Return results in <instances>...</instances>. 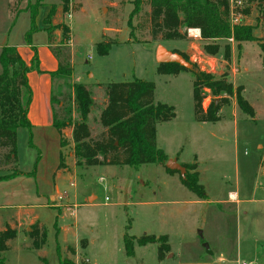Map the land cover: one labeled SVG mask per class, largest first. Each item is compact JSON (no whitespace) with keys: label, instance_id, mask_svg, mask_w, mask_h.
Here are the masks:
<instances>
[{"label":"rangeland","instance_id":"rangeland-1","mask_svg":"<svg viewBox=\"0 0 264 264\" xmlns=\"http://www.w3.org/2000/svg\"><path fill=\"white\" fill-rule=\"evenodd\" d=\"M115 1L117 4L111 5ZM133 1L75 0L73 11H60L56 25L49 29L61 27L58 44L62 45L57 47L74 63V74L53 80L57 99L53 108L60 118L69 113L73 121L80 120L71 87L73 77L82 83H98L89 85L95 104L88 118L91 136L98 139L107 130L100 116L108 103L99 84L135 78L154 82V102L174 106L177 115L171 122L156 124V144L181 164L198 163L208 197L199 198L182 184L180 173L170 174L163 165H77L73 127L64 129L63 148L54 127H20L17 169L21 173L0 180V229L7 221H13L12 227L16 221L18 224L16 237L3 253L6 264H264V51L257 41L242 42L239 48L235 41H217L221 46L218 60L223 65L213 73H228L234 86H244L243 94L256 115H246L231 97L222 106L218 122H199L194 110L193 73L158 72V47L172 50L173 45L183 43L190 47V38H153L148 0H143L130 24ZM26 3L0 0V54L4 45L27 44L31 15L18 13ZM263 4L264 0H244L238 9L242 14L238 22L255 26L261 42ZM48 18L44 16L43 21L53 22ZM64 21L73 27L74 62L68 45L70 30ZM107 26L115 29L110 37L118 43L101 56L96 44L103 40ZM45 37L49 39L48 32L36 36L37 51ZM228 42L233 46L229 63L223 56ZM205 43L199 39L194 45L204 51ZM188 56L203 71L191 53ZM211 66L216 69V64ZM208 96L211 102L213 96L210 92ZM61 150L68 170L58 169ZM5 152L0 148V175H9L15 168L1 163ZM126 233L135 242L133 256L126 253ZM146 234L168 235L170 251L164 259L159 258V243H137Z\"/></svg>","mask_w":264,"mask_h":264},{"label":"trees","instance_id":"trees-1","mask_svg":"<svg viewBox=\"0 0 264 264\" xmlns=\"http://www.w3.org/2000/svg\"><path fill=\"white\" fill-rule=\"evenodd\" d=\"M64 9H68L69 0H62ZM151 5V34L157 39L160 35L164 40H182L187 36L188 28H200L201 39L206 43L204 51L207 54L217 56L221 53V46L218 40L233 38L237 47L242 42L257 41L264 51V42H261L254 31L253 25L235 24L230 21L229 5L230 0H148ZM43 0H36L29 5L31 12V28L27 32L26 41L31 46L34 55L30 63H27L20 54L17 47L12 45L3 46L0 54V148L5 149L1 163L13 165V172L9 175H0V180L8 179L21 173L17 169V133L20 127L32 128L29 119V109L33 98V92L29 84L28 74L40 70L38 51L32 44V36L38 31L36 17L39 6ZM134 9L131 12L129 23L132 17L139 13L143 0H134ZM264 16V4H263ZM55 10L48 14L52 19ZM49 23V22H47ZM184 30V31H182ZM50 37L51 29H48ZM133 35V32H132ZM118 42L106 35L103 40L96 44L99 55H108L112 45ZM58 58L59 64L55 71L51 72L52 79L56 77L69 78L72 76L74 66L69 56H63V48L59 46L52 49ZM231 43L228 42L224 48V59L231 61ZM188 61V54L179 50ZM191 62V61H190ZM190 70L194 75V110L195 118L199 122L216 123L221 118V108L228 104L231 97L236 98L238 107L249 117L254 118L256 111L250 102L245 98L244 86H234L229 80L228 73L217 76L214 73L201 71L196 64L192 69H187L178 63H159L160 74H178L181 71ZM104 87L108 97V103L101 112L100 121L107 130L102 137L94 139L88 124L89 113L95 104L92 91L84 83L73 82L71 87L74 93L76 109L80 114V120L73 121L69 113L60 118L53 108L54 126L61 137V148L66 142L63 139L64 129L73 127V142L75 143L74 155L77 158V165H99L119 164L138 167L141 164L163 165L170 174L179 173L168 169L166 163L169 160L166 152L156 144V124L172 120L176 116L175 108L166 103H155V84L152 81L135 78L124 82H112L99 84ZM210 92L212 101L205 109L203 101ZM216 97H220L216 102ZM57 102L52 92V107ZM186 167L185 177L181 182L190 191L201 199H207L208 195L205 186L200 182L198 163H182ZM66 157L63 150L60 152V163L58 169H66ZM131 226L128 225L127 229ZM17 229L7 225L0 231V264H6L3 253L9 249V241L15 238ZM42 238L46 239V230L42 232ZM126 253L128 256L135 254L134 240L126 233L124 237ZM37 243L36 247H41ZM139 245L148 243H159V258L164 259L166 252L170 251L168 235H143L137 239ZM67 263V262H66ZM67 264H72L68 262ZM74 264V263H73ZM81 264H89L82 262Z\"/></svg>","mask_w":264,"mask_h":264},{"label":"crops","instance_id":"crops-1","mask_svg":"<svg viewBox=\"0 0 264 264\" xmlns=\"http://www.w3.org/2000/svg\"><path fill=\"white\" fill-rule=\"evenodd\" d=\"M26 1L28 3H26L25 6L22 5V8H20L18 13L21 11H25V13H30V15H31V12L29 10V5L32 3H35L36 0H24V2H26ZM55 2L56 3H47L46 4V1L43 0L42 4L39 6L38 15L36 17V25L38 27V31L35 32L32 36V44L35 47H36V45L34 44V42H35L36 36L39 33H47L48 32V37H49V39L45 37V39L43 41H41V43L37 44L38 49H39L38 50V56H39L41 72L32 71L28 74L29 84H30V87H31L32 92H33V98H32V102L30 104V109H29L28 115H29V119L32 123V127L34 129L36 127H40L43 129L52 128V127L55 128L54 121H53V107H52V103H51V96H52V92H53V79L51 76V72L57 70L59 61H58V58L54 55L52 49H53V47H55L57 45H60V44L62 45V42L60 44H58V42L61 41L60 40V34H61L62 29H61V27H57L56 29H54V31H52L51 37H50L48 29L51 26L56 25L57 21L55 18L59 17L60 11L64 9V6H63L64 3L62 0H56ZM74 2H75V0H69V5H68L69 7L68 8H70L71 11H73ZM99 2L102 3V0H99ZM116 4H117L116 1L114 2V4L111 3V5H116ZM105 7L106 6L102 7V9H104ZM52 9L55 10L54 16L52 17L53 22H51V23L44 22L43 17L50 14ZM79 9L83 10L84 5L83 4L80 5ZM39 19L41 20V23L37 22ZM31 22H32V18H31ZM64 24L66 26H68L69 30H70V32H68V34L70 35V38L68 39V43H69L68 45L71 46L72 61L74 62V51H75L74 50V47H75L74 43L75 42H74V36H73V27L70 26L66 21H64ZM103 32H104V35L110 37L111 34H113L115 32V29L111 28L110 26H107V28H103ZM189 42H191V45L193 46V49H195V50H192V48H190V47H192L191 45H190V47H188L184 43L181 45H176V44L173 45L172 50H179V51L184 52L186 54L191 53V59L192 60H193V57L196 55L197 52L200 54H203L205 57H207V60L210 64H216L215 70H217L219 67H221L223 65V64H221L222 61L219 62L220 59L218 60V55L213 56V55L207 54L205 51L197 48L194 45L196 40H192L190 38ZM64 45H67V44H64ZM12 46H15L18 48L20 54L22 55V57L24 58V60L27 63L31 62V59L34 55V52H33L30 45L22 44V45H12ZM2 48H1V50H2ZM232 50H233V46H232ZM181 72H179L178 74H180ZM73 74H74V72H73ZM174 75H177V74H174ZM73 78H74V82L82 83V82H79L75 78V75ZM84 84H86L89 88V85L94 86L98 83L95 84L93 82H88V83H84ZM92 94H93V91H92ZM107 102H108V99H107ZM176 118H177V115L174 117V119H176ZM174 119H172V120H174ZM172 120L166 121V122H171ZM157 135H158V129L156 127V137H157ZM167 155L169 158H172V159L174 158V157H171L169 154H167ZM176 159L179 161L178 158H176ZM68 169L69 168H66V170H68ZM56 191L59 192L58 187L56 188ZM12 222L13 221H11V222L7 221L6 226L10 225L12 227V225H11ZM15 225H16V227H13V228L17 229V225H18L17 221L15 222L14 226ZM4 229H5V227L0 229V231H2Z\"/></svg>","mask_w":264,"mask_h":264},{"label":"built area","instance_id":"built-area-1","mask_svg":"<svg viewBox=\"0 0 264 264\" xmlns=\"http://www.w3.org/2000/svg\"><path fill=\"white\" fill-rule=\"evenodd\" d=\"M243 3H244V0H230V5H229L230 15L229 16H230V21L232 25L240 24L238 21H239V17H241L242 14L238 11V9L243 7ZM187 35L192 40H196V41L202 38L200 28H188ZM229 41L233 42L234 40L233 38H230ZM193 61H195L198 65H200L203 71L211 72V73L215 71V68L211 66V64L207 60V57H205L203 54H196L193 57ZM206 66H209V68H207ZM210 100H211L210 96L207 95L203 101V107L205 109L210 104ZM241 264H253V263L242 262Z\"/></svg>","mask_w":264,"mask_h":264},{"label":"water","instance_id":"water-1","mask_svg":"<svg viewBox=\"0 0 264 264\" xmlns=\"http://www.w3.org/2000/svg\"><path fill=\"white\" fill-rule=\"evenodd\" d=\"M157 61L158 63H178L181 66L192 69L193 63L188 61L180 52L169 50L163 45H160L157 49ZM219 100L217 99L216 102ZM168 169L178 171L182 177H185L187 169L177 159H169L166 163ZM205 247L208 248V244L205 243Z\"/></svg>","mask_w":264,"mask_h":264},{"label":"bare ground","instance_id":"bare-ground-1","mask_svg":"<svg viewBox=\"0 0 264 264\" xmlns=\"http://www.w3.org/2000/svg\"><path fill=\"white\" fill-rule=\"evenodd\" d=\"M233 194V193H232ZM235 195V194H234Z\"/></svg>","mask_w":264,"mask_h":264}]
</instances>
